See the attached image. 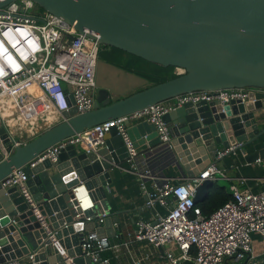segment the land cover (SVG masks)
I'll use <instances>...</instances> for the list:
<instances>
[{
	"label": "water",
	"instance_id": "1",
	"mask_svg": "<svg viewBox=\"0 0 264 264\" xmlns=\"http://www.w3.org/2000/svg\"><path fill=\"white\" fill-rule=\"evenodd\" d=\"M11 1L0 2V7ZM33 1L79 32L94 33L101 45L183 70L174 78L113 101L108 90L99 88L91 110L77 113L71 107L63 112V118L13 148L15 136L0 117V181L22 167L35 205L27 201L19 187L0 185V262L33 254L31 264H69L54 246L57 239L73 264H92L81 254L77 232L83 224L73 219L71 188L85 181L94 188V197L109 206L110 170L128 158L122 137L112 127L104 136V145L96 151L87 153L68 145L58 154L56 163L48 159L33 167L29 163L53 144L99 123L179 94L234 88H249L248 100H231L224 105L215 99L184 103L163 115L169 129L168 143H162L156 132L144 136L150 148H170L185 181L215 164L222 149L233 147L227 154L237 150L245 153L246 147H253L262 135L256 123L259 115L254 117L253 111L264 109V0ZM31 90L34 96L40 95L35 86ZM133 132L135 128L128 129L139 152L146 148L145 140L140 136L135 140ZM259 157H264V147L245 154L246 159ZM213 182L204 179L197 186L193 198L196 204L209 197ZM101 205H97V211L102 210ZM115 221L116 216H107L97 231L109 228L111 232H107L112 235ZM94 226L98 224L91 223L87 228Z\"/></svg>",
	"mask_w": 264,
	"mask_h": 264
},
{
	"label": "built area",
	"instance_id": "2",
	"mask_svg": "<svg viewBox=\"0 0 264 264\" xmlns=\"http://www.w3.org/2000/svg\"><path fill=\"white\" fill-rule=\"evenodd\" d=\"M100 49L101 44L94 33L89 35L87 32H79L73 25L41 8L33 0H12L0 7V97L5 96L21 114L27 109L24 101L40 98L57 119L63 118V112L71 107H75L77 113L89 111L93 108L96 95L95 68ZM175 69H178L177 72L175 70L176 74L183 72L180 68ZM33 86L40 91V95H33ZM22 87L26 89L24 95L18 92ZM249 92V88H234L179 94L170 101L155 103L99 123L53 144L29 166L33 167L45 159L52 163L58 162V154L68 145L80 147L87 153L96 151L104 145L105 134L114 127L122 137L128 153V167L125 169L135 174L140 180V187L145 189L144 179L153 176L149 169H140L136 161L138 152L128 133L131 121H145L152 125L159 140L165 144L170 140L169 129L163 119L168 111L187 102L195 104L202 100L208 102L215 99L221 105L231 100L244 103L248 100ZM32 107L36 108L37 121L47 117L48 113L41 109L40 104L32 105L29 109ZM14 116L16 118L17 113ZM0 117L3 122L5 118H10L3 117L1 113ZM52 123L54 120L49 124ZM21 143V137H15L12 148ZM232 148L218 151L216 158H221ZM1 151L4 155L8 154L2 145ZM257 161L260 159L257 158ZM218 178H227V169L209 164L189 181L165 179L160 183L154 182L145 206L153 208L158 204L163 208V213L153 210L150 219H138L133 232L128 234L132 239L115 243L109 241L105 231H97L105 218L111 215L109 206L97 211V205L101 204L102 199L94 197V188L87 186L85 181H79L71 188L70 200L75 201L74 221L83 224L77 232L82 256L92 264H109L107 258L100 257V252L110 249L116 258L122 252L126 253L130 264H149L152 250L135 254L130 243L137 241L146 242L153 250L161 248L162 256L170 264H184L187 261L194 264H240L242 261L256 264L251 233L261 236L264 251V191L255 193L242 187L244 179L238 177V182L230 186L231 199L205 215L193 200L196 188L204 179ZM27 179L21 167L2 179L0 185L4 188L19 187L34 207L27 190ZM87 211L91 212L85 214ZM91 223L98 226L87 228ZM112 226L118 227V222H113ZM61 238L63 240L64 236ZM54 246L64 261L73 264L72 257L68 256L57 239H54ZM24 258L31 264L33 254L0 264H23Z\"/></svg>",
	"mask_w": 264,
	"mask_h": 264
},
{
	"label": "crops",
	"instance_id": "3",
	"mask_svg": "<svg viewBox=\"0 0 264 264\" xmlns=\"http://www.w3.org/2000/svg\"><path fill=\"white\" fill-rule=\"evenodd\" d=\"M102 59V61L105 62L103 65L105 66L106 71L112 69V73H123L120 77L122 82L137 85L141 87V89L150 86L144 78L136 76L133 73L125 70L124 72H120L123 70L116 69V66L113 67L114 65L110 66V63L106 64L107 61L104 59V57ZM97 88H105L108 90L112 101L121 98L119 97V93L110 91V89L105 86H96V91ZM253 112L254 117L259 115V117L256 118V123L258 130L262 131V135L257 139L256 144L253 147L247 146L245 153L237 150L230 154L224 155L223 157L218 158V161L215 164L220 168L227 169V178H218L216 180L231 186L233 183L238 182V177H241L244 179V182L241 184V186L257 193L264 191V157H259L260 161H257V159H246L245 154L264 147V109L258 108ZM24 117L27 120L29 126L40 122L37 121L36 109H34L32 112L24 114ZM56 119L57 118L54 116V122ZM5 123L7 122L5 121ZM132 128L136 129V132H133L135 140L138 141L137 136H140V139L145 140L144 144L146 146V148L138 152L136 161L140 169H149L153 177H147L144 179L145 189H142L140 187V180L138 177L125 169L128 167L127 162L122 163L120 167H114L112 170H110L112 182L109 185L110 191L107 190V200L111 215L117 217V221L115 222H118V227L114 228V226H112L114 229V233L112 235L108 234V232H111L109 228H104V230L108 235L109 241L113 243L132 239L129 238L128 234L133 232L135 228V222L138 219H150L152 217L153 210L154 212L163 213V208L158 204H156L153 208H146L145 206L148 192L152 191L154 182L160 183L165 179H169L174 182L185 181L183 178V170L179 165L178 159L176 158V155L170 150V148L167 147V145L160 150H155L148 147L149 141L145 138L144 134L156 132L155 129L153 130L150 124L145 121H131L128 125V129ZM12 135H14L16 138L18 137L16 133H12ZM101 204L100 207H106L105 203L101 202ZM251 237L253 242V250L256 254V264H264V251L261 236L258 233L253 232L251 233ZM130 246L135 254L152 250L153 254L151 255L149 264H170L162 256L163 250L161 248L153 250V247L148 245L146 242L137 241H132ZM120 255L121 256L118 258L115 257V259L118 261V264H130L126 253L122 252ZM187 262L194 264L191 261ZM23 264H30V261L24 258ZM240 264L247 263L242 261Z\"/></svg>",
	"mask_w": 264,
	"mask_h": 264
},
{
	"label": "trees",
	"instance_id": "4",
	"mask_svg": "<svg viewBox=\"0 0 264 264\" xmlns=\"http://www.w3.org/2000/svg\"><path fill=\"white\" fill-rule=\"evenodd\" d=\"M99 54H102L103 56H100H102V58L104 57L108 63L148 79L151 85L179 75L175 73V67L173 66H163L127 53L116 47L101 45ZM151 74H154L155 77H152ZM209 192V197L204 202L197 204L205 215H209L232 197L230 186L218 180H214ZM100 257L107 258L109 264H118V261L115 259L110 249L101 251ZM184 264L192 263L187 262Z\"/></svg>",
	"mask_w": 264,
	"mask_h": 264
},
{
	"label": "rangeland",
	"instance_id": "5",
	"mask_svg": "<svg viewBox=\"0 0 264 264\" xmlns=\"http://www.w3.org/2000/svg\"><path fill=\"white\" fill-rule=\"evenodd\" d=\"M100 55H102V54H99L98 59H97V63H96V68H95V80H96V84H97L96 86H98V87L105 86V87L109 88L110 91H114L116 93H119V97H121V98H123V97H125L131 93H134L136 91H139L141 89V87H139L137 85L128 84L127 82H122L120 77L122 76L123 73H112L111 72L112 69H109V71H106L105 66L103 65V63H105V62L102 61L103 59L101 58L103 55L102 56H100ZM106 64H108V62ZM109 65L113 66V64H109ZM113 67H115V65ZM115 68L118 70H123L120 72H124V70H125V69L119 68L117 66ZM175 70H176V72L178 71V69H175ZM134 75H136V74H134ZM136 76H138V75H136ZM151 76L155 77L154 74H151ZM145 80L149 85H151L150 82L148 81V79H145ZM14 113L15 112H13L12 115L9 117L15 118ZM38 121H40V123H42V120H38ZM48 125H50V124H48ZM48 125L38 126L35 130H32L29 133V136H28L27 131H25L24 133H21V134L19 133L17 135L19 136V138L21 137V140L24 142V141H27L32 136L31 134L33 132H34V135H36L39 132H41L44 129V127H46Z\"/></svg>",
	"mask_w": 264,
	"mask_h": 264
},
{
	"label": "bare ground",
	"instance_id": "6",
	"mask_svg": "<svg viewBox=\"0 0 264 264\" xmlns=\"http://www.w3.org/2000/svg\"><path fill=\"white\" fill-rule=\"evenodd\" d=\"M25 90H26L25 87H22L20 90H18V92L24 95ZM7 101L8 100L5 96L0 97V113L2 114L3 117H9L12 115L13 112L17 113L18 116L16 118H13V117H10L8 119L5 118L8 126L10 127V132L14 134L15 133L21 134V133H24L25 131H27L29 134L32 130H35L38 126L48 125L51 121L54 120V115L51 114L50 110L47 108V106L44 104V101L41 98L37 100L28 99V101H24L25 105H27L26 106L27 109H25V112L23 114L18 113V110L15 108V105ZM35 104H40L42 110H45L48 114H47V117L42 121V123L39 122L35 125L29 126L27 123V120L24 117V114L32 112L34 109H36L34 107L29 109L30 106L32 105L34 106ZM19 107H21L20 104H19Z\"/></svg>",
	"mask_w": 264,
	"mask_h": 264
}]
</instances>
